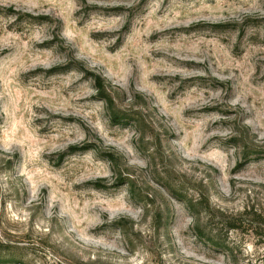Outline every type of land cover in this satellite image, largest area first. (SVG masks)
Returning <instances> with one entry per match:
<instances>
[{"label": "rangeland", "instance_id": "obj_1", "mask_svg": "<svg viewBox=\"0 0 264 264\" xmlns=\"http://www.w3.org/2000/svg\"><path fill=\"white\" fill-rule=\"evenodd\" d=\"M0 264H264V0H0Z\"/></svg>", "mask_w": 264, "mask_h": 264}, {"label": "trees", "instance_id": "obj_2", "mask_svg": "<svg viewBox=\"0 0 264 264\" xmlns=\"http://www.w3.org/2000/svg\"><path fill=\"white\" fill-rule=\"evenodd\" d=\"M234 221H237V220H234ZM232 229H238V225H233V227H231Z\"/></svg>", "mask_w": 264, "mask_h": 264}]
</instances>
